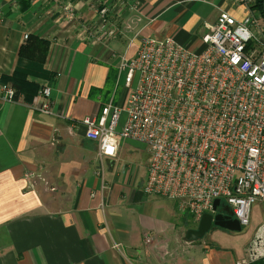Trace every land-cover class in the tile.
<instances>
[{"label":"crops","instance_id":"1","mask_svg":"<svg viewBox=\"0 0 264 264\" xmlns=\"http://www.w3.org/2000/svg\"><path fill=\"white\" fill-rule=\"evenodd\" d=\"M108 1L0 0V75L13 71L28 34L50 41L44 67L54 74L41 80L50 89V114L29 108L22 95L5 100L0 83V264H234L249 241L234 251L203 236L187 239L199 220L179 212L174 200L149 194L147 211L138 207L148 161L130 199L112 157L98 154L83 126L71 127L124 101L118 55L133 56L141 38L155 36L200 51L205 23L215 22L224 2L126 0L132 8L103 19L97 12ZM68 2L76 19L63 23ZM83 24L114 25L116 36L102 46L81 33ZM159 203L165 217L153 213Z\"/></svg>","mask_w":264,"mask_h":264},{"label":"built area","instance_id":"2","mask_svg":"<svg viewBox=\"0 0 264 264\" xmlns=\"http://www.w3.org/2000/svg\"><path fill=\"white\" fill-rule=\"evenodd\" d=\"M226 1L215 22L205 23L200 51L171 36L143 37L133 56L118 55L124 101L109 102L99 116H85L71 127L83 126L100 156H106L100 146L107 135L145 143L144 194L174 200L177 210L194 220L219 199L246 226L252 204L264 203V34L260 15L249 8L252 0ZM126 7L132 8L126 0H109L97 14L104 19L114 10L121 16ZM59 19H76L72 3L64 5ZM80 31L102 46L116 36L114 25L83 24ZM2 89L5 100L21 99L11 87ZM27 106L52 113L49 87L38 90ZM262 258L264 222L234 264Z\"/></svg>","mask_w":264,"mask_h":264},{"label":"rangeland","instance_id":"3","mask_svg":"<svg viewBox=\"0 0 264 264\" xmlns=\"http://www.w3.org/2000/svg\"><path fill=\"white\" fill-rule=\"evenodd\" d=\"M222 1L224 2V8L228 7L229 2H227L226 0H222ZM219 8H223V7L220 6L218 7V9ZM132 20L133 19H131V21ZM26 37L24 38L26 39ZM153 38L160 39L157 36ZM121 55L125 56V54H121ZM137 79H138V75L136 74L134 78L133 86L136 85ZM118 93L121 96L125 97L126 88L124 86H120L118 89ZM117 140H118L117 153L111 159L113 161V166H114L113 175L117 177L118 181H122V183H127V186L131 187L132 189V194L130 197L131 199L133 196V189L135 188L138 189L141 186L140 179L142 178L145 164L149 159L148 147L146 146L145 143L132 139L118 137ZM142 187L143 186H141V192H142ZM146 196L147 195H142L140 203L137 202L138 207L143 208L144 211H147V206H148L147 204H145V200L148 198ZM159 200L168 202L170 203L171 206L173 204L172 201L167 199H163L159 197ZM164 204L166 206H170L167 203ZM163 210L164 208L162 203H159L158 205L154 206L153 213L154 214L157 213L161 217H165L166 214L163 213ZM185 220H192V219L187 216ZM263 222H264V203L255 202L251 206L248 225L241 226L240 230L236 231V230H229L227 228L219 227L212 224L209 230L203 235V240L210 244L218 245L219 247H225L228 249H232L234 251L239 250L244 248L246 243L249 241V239L256 231L257 227L261 225ZM192 225L195 226L196 223H193Z\"/></svg>","mask_w":264,"mask_h":264},{"label":"trees","instance_id":"4","mask_svg":"<svg viewBox=\"0 0 264 264\" xmlns=\"http://www.w3.org/2000/svg\"><path fill=\"white\" fill-rule=\"evenodd\" d=\"M24 7L20 4L21 10ZM249 8L260 15L264 34V0H252ZM49 45L48 39L36 34H28L18 49L13 71L10 74L0 75V83L11 87L15 98L22 95L26 102H30L40 90L41 80H49L54 75L44 67ZM252 264H264V258Z\"/></svg>","mask_w":264,"mask_h":264},{"label":"water","instance_id":"5","mask_svg":"<svg viewBox=\"0 0 264 264\" xmlns=\"http://www.w3.org/2000/svg\"><path fill=\"white\" fill-rule=\"evenodd\" d=\"M220 209L225 211L223 214ZM227 228L229 230H240L241 226L236 218L233 217V212L226 210V206L221 208V201L215 199L210 212L204 213L199 219L196 227L186 231V238L196 239L201 238L210 228L211 225Z\"/></svg>","mask_w":264,"mask_h":264},{"label":"clouds","instance_id":"6","mask_svg":"<svg viewBox=\"0 0 264 264\" xmlns=\"http://www.w3.org/2000/svg\"><path fill=\"white\" fill-rule=\"evenodd\" d=\"M117 149H118L117 138L113 135L105 136L100 146L101 152L106 156L113 157L116 155Z\"/></svg>","mask_w":264,"mask_h":264},{"label":"flooded vegetation","instance_id":"7","mask_svg":"<svg viewBox=\"0 0 264 264\" xmlns=\"http://www.w3.org/2000/svg\"><path fill=\"white\" fill-rule=\"evenodd\" d=\"M223 206H226V210H228V211H232L231 206L228 205L225 201H222V200H221V208H222ZM220 212H222L223 214L225 213V211H223L222 209H220Z\"/></svg>","mask_w":264,"mask_h":264}]
</instances>
